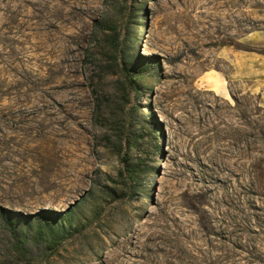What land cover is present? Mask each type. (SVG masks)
Masks as SVG:
<instances>
[{"label":"rangeland","instance_id":"1","mask_svg":"<svg viewBox=\"0 0 264 264\" xmlns=\"http://www.w3.org/2000/svg\"><path fill=\"white\" fill-rule=\"evenodd\" d=\"M261 50L264 0H0V264H264Z\"/></svg>","mask_w":264,"mask_h":264},{"label":"crops","instance_id":"2","mask_svg":"<svg viewBox=\"0 0 264 264\" xmlns=\"http://www.w3.org/2000/svg\"><path fill=\"white\" fill-rule=\"evenodd\" d=\"M258 56H260L261 59V63L264 64V55L258 53ZM232 63L234 65V69H235V75L237 77H245V76H256L257 72L254 70V68L256 67L255 64H249L248 62H246L247 57L239 52H235L234 54H232ZM250 59L255 60L254 57H251ZM250 71H248V70ZM262 69V73L264 74V66L261 67ZM246 71V72H245ZM248 71V72H247ZM253 81H258L257 78H253L250 79Z\"/></svg>","mask_w":264,"mask_h":264},{"label":"trees","instance_id":"3","mask_svg":"<svg viewBox=\"0 0 264 264\" xmlns=\"http://www.w3.org/2000/svg\"><path fill=\"white\" fill-rule=\"evenodd\" d=\"M259 53L260 54H262V55H264V50H261V51H259ZM127 80L129 79V78H126ZM263 140V143H264V139H262ZM134 172L133 171H131V174H133ZM252 186H255L254 184H252Z\"/></svg>","mask_w":264,"mask_h":264}]
</instances>
